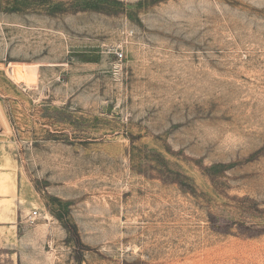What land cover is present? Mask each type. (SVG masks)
I'll return each instance as SVG.
<instances>
[{
  "label": "rangeland",
  "instance_id": "1",
  "mask_svg": "<svg viewBox=\"0 0 264 264\" xmlns=\"http://www.w3.org/2000/svg\"><path fill=\"white\" fill-rule=\"evenodd\" d=\"M0 264H264V0H0Z\"/></svg>",
  "mask_w": 264,
  "mask_h": 264
},
{
  "label": "built area",
  "instance_id": "2",
  "mask_svg": "<svg viewBox=\"0 0 264 264\" xmlns=\"http://www.w3.org/2000/svg\"><path fill=\"white\" fill-rule=\"evenodd\" d=\"M32 216H33V217L36 216V212H33V213H32Z\"/></svg>",
  "mask_w": 264,
  "mask_h": 264
}]
</instances>
